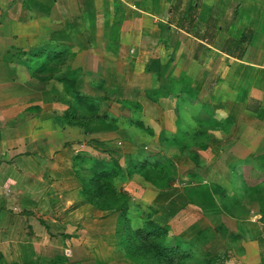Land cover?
I'll use <instances>...</instances> for the list:
<instances>
[{
	"label": "crops",
	"instance_id": "1",
	"mask_svg": "<svg viewBox=\"0 0 264 264\" xmlns=\"http://www.w3.org/2000/svg\"><path fill=\"white\" fill-rule=\"evenodd\" d=\"M81 97L89 128L62 119ZM263 112L264 0H0V264L132 263L119 212L83 194L98 156L119 159L133 225L177 240L180 220L214 264H264ZM138 157L170 186L129 176Z\"/></svg>",
	"mask_w": 264,
	"mask_h": 264
},
{
	"label": "trees",
	"instance_id": "2",
	"mask_svg": "<svg viewBox=\"0 0 264 264\" xmlns=\"http://www.w3.org/2000/svg\"><path fill=\"white\" fill-rule=\"evenodd\" d=\"M52 53H43L42 63L37 65L39 71L47 69L49 62L54 59ZM124 107L140 109L138 102L126 101ZM88 112H96L98 106L88 97H81L66 111L63 120L71 125L80 123L90 127L85 117L79 114L80 108ZM137 126L145 127L143 121L137 120ZM83 159H92L82 156ZM79 169L83 194L87 201L97 208L111 209L119 212L117 234L119 246L125 256L134 264H214L209 258L210 251L202 250L192 242H181L169 238V227L161 225L149 218L142 219L135 225L132 224L130 215V197L119 188L118 178L124 173L119 159L115 156L95 157L94 164L89 169L88 175H83ZM128 175L139 174L143 179L158 189L170 186L168 178L172 174L171 166L160 160H143L140 157L130 165Z\"/></svg>",
	"mask_w": 264,
	"mask_h": 264
},
{
	"label": "rangeland",
	"instance_id": "3",
	"mask_svg": "<svg viewBox=\"0 0 264 264\" xmlns=\"http://www.w3.org/2000/svg\"><path fill=\"white\" fill-rule=\"evenodd\" d=\"M123 102V105L124 104H126V102H125V100H123L122 101ZM140 107H142V106H140ZM127 108H129V109H131L130 107H128L127 106ZM264 113V112H263ZM84 115V114H83ZM114 122V121H113ZM104 123V122H103ZM121 143V142H120ZM122 147H123V142H122ZM123 150V149H122ZM172 155H178V153L176 154V149L175 148H171V149H167V152H166V155L165 156H167V157H171ZM179 167H180V169L181 170H183V171H185V172H182V175L181 176H183V175H186L188 172V170L190 169V167H191V165H189V164H187V162H183L182 164H180L179 165ZM192 170V169H191ZM187 172V173H186ZM180 176V175H179ZM119 183V182H118ZM141 184V183H140ZM119 188L120 189H122V187H121V185L119 186ZM190 189H191V187H185V186H182V188L180 189V191H181V193L182 194H185V193H188L189 191H190ZM145 190H147V188H145ZM180 191H179V193H180ZM153 193L151 192V191H148V192H146L145 193V195H143V198H140V199H138V197L137 196H135L136 198H133L132 197V200H133V202H134V207L135 206H141V205H143V208L145 207H147L149 204H151L153 201V195H152ZM181 196V195H180ZM177 199H178V201H180V198L179 197H177ZM155 205H157L156 203H155ZM142 207V206H141ZM175 221V220H174ZM184 224H185V222H180V220L179 221H177V222H174V225H173V230H174V235H176L175 237L177 238V241H179V240H181V242H189V240H187V238H189V237H191V235L190 234H186L187 232H185V231H187V230H182V229H184L185 227H184ZM202 224H205V221L203 222L202 221ZM179 235V236H178ZM171 236H169V238H170ZM173 240V239H172ZM192 242V241H191ZM130 264H133V262L132 263H130Z\"/></svg>",
	"mask_w": 264,
	"mask_h": 264
}]
</instances>
